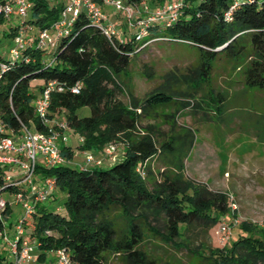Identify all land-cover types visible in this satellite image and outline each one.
Returning a JSON list of instances; mask_svg holds the SVG:
<instances>
[{
    "label": "trees",
    "instance_id": "obj_1",
    "mask_svg": "<svg viewBox=\"0 0 264 264\" xmlns=\"http://www.w3.org/2000/svg\"><path fill=\"white\" fill-rule=\"evenodd\" d=\"M27 1L30 8L21 22L35 32L29 35L33 37L58 19L61 2ZM140 1L126 0L132 5ZM151 1L158 3L155 8L165 2ZM233 3L183 0L168 26L153 24L139 42L127 34L124 40H108L79 13L50 51L31 46L23 48L17 59L0 57V65L5 66L0 71V121L6 130L17 132L23 125L42 131L31 102L44 84L54 82L62 91L50 93V117L61 113L60 120L82 139L79 151L99 156L108 143L122 149V159L105 169L80 172L69 164L37 167V176L52 178L56 193L63 197L52 207L49 204L55 194H51L34 207L24 224L25 236L36 243V262L44 263L47 254L62 250L77 264H109L112 255L125 264H168L145 250L148 245L160 244L174 253L184 251L195 264H264V229L252 234L253 226L241 223L244 234L229 249L206 243L210 229L228 213L227 196L183 175L182 162L191 148L192 135L185 131L175 137L170 132L159 142L153 137V127H146L142 134L138 131L141 118L154 110L176 104L183 97L195 101L201 85L209 83L216 62L227 63L237 72L243 91L264 92V0ZM4 19L7 17L0 13V24ZM18 26L10 27L6 34L11 41ZM160 41L193 48L195 64L184 72L164 73L161 83L143 98L130 95L128 105L124 104L119 97L125 93L132 57ZM142 73L151 78L149 68H143ZM33 80L42 81L36 93L30 92ZM178 84H185V90L177 89ZM74 87L76 93L71 92ZM200 102L217 122L224 123L228 111L224 94H207V101ZM178 104L184 108L188 101ZM196 108L201 107L195 102ZM83 110L88 111L86 116L80 113ZM251 110L250 132L264 144V111ZM59 152L66 161L72 160L71 147L60 145ZM153 158H164L163 166L155 170ZM6 190L12 193L15 188ZM5 210L7 214L9 210ZM0 264H9L2 254Z\"/></svg>",
    "mask_w": 264,
    "mask_h": 264
},
{
    "label": "rangeland",
    "instance_id": "obj_2",
    "mask_svg": "<svg viewBox=\"0 0 264 264\" xmlns=\"http://www.w3.org/2000/svg\"><path fill=\"white\" fill-rule=\"evenodd\" d=\"M60 1V0H57ZM49 4H52L49 1ZM156 1L146 0L150 8ZM110 10V9H109ZM103 12L107 11L103 9ZM70 19V14L67 15ZM21 20L13 15L4 19L0 24V57L9 59L8 50L12 41L6 34L9 28L19 25ZM124 25L120 31H125ZM31 35L33 31L26 29ZM26 34V35H27ZM125 35V32H124ZM54 33L50 38H54ZM129 37V35H128ZM197 55L193 48L171 44L169 42H152L132 57L128 69V79L125 81V93L119 99L128 105V97L131 95L140 100L145 94L153 90L161 83L162 75L168 71L184 72L186 67L193 66ZM149 68L151 78L146 77L142 70ZM41 80H33L30 83V92L36 93V86L41 85ZM185 84H178L177 89L185 90ZM216 93L225 95L228 111L223 115L224 123L217 122L200 99L207 101V94L213 96ZM195 101L188 98H179L176 104L154 110V114L141 118L138 126L140 134L146 127H153V137L159 142L164 140L170 132L176 137L185 131L191 136L192 145L183 160V175L195 183L205 185L209 191L221 192L227 196V204L234 206L232 214L224 215L225 222L231 219L237 221L225 243H221L210 229L206 243L212 248L225 247L229 249L239 236L244 233L239 228L241 223L253 226L252 234H258L264 229V144L258 143L250 132V124L254 119V110L264 111V92L243 91L240 76L231 66L224 62H216L211 70L209 83L201 85L194 96ZM188 101L187 107H179L180 102ZM195 102L201 107L194 109ZM83 116L87 110L80 112ZM61 113L55 115L61 119ZM256 116V115H255ZM249 117V119L247 118ZM74 151L70 166L81 163L84 155L77 149L78 135L68 133L67 142ZM122 155L119 147L115 157ZM111 163H102L100 168H108ZM164 158L151 161V166L157 170L162 167ZM50 206L60 204L62 194H57ZM0 200L8 202L10 214L5 224L11 223L22 214L20 206L13 204L12 195L7 190L0 192ZM29 221V216L26 217ZM9 230V229H8ZM9 233V231H8ZM196 246L197 242H193ZM145 250L158 261L168 264H195V259L184 251L174 253L164 246L148 245ZM7 248L1 241L0 254L10 261ZM35 257V253H34ZM44 263L30 262L29 264H52L53 254H47ZM109 264H125L119 256L112 255Z\"/></svg>",
    "mask_w": 264,
    "mask_h": 264
},
{
    "label": "built area",
    "instance_id": "obj_3",
    "mask_svg": "<svg viewBox=\"0 0 264 264\" xmlns=\"http://www.w3.org/2000/svg\"><path fill=\"white\" fill-rule=\"evenodd\" d=\"M236 1L238 0H233L234 5ZM60 2L61 11L58 19L48 29L38 31L35 36H29L26 33V29L29 28L22 25V22L19 23L12 38V46L8 50L11 59L19 58L20 51L31 46L46 52L50 51L57 39L67 34L68 28L79 13H83L90 25L108 40L112 37L124 40L125 32L134 42H139L153 24L168 26L183 6V0H165L164 4L157 8L148 7L144 0L137 5L129 4L126 0H60ZM29 8L30 4L27 0H0V13L7 18L15 15L22 21L27 16ZM104 8L119 15L126 28L125 31L121 32L110 21L109 14L103 12ZM68 13L69 20L66 16ZM224 17L229 19V13H225ZM52 33L55 35L54 38H50ZM4 70L5 66L0 65V71ZM54 91L60 92L62 88L56 86L54 82H48L31 102L34 116L43 125L42 131L21 125L17 132H12L6 130L0 121V181L2 183L0 192L5 191L8 186H13L15 191L9 194L12 195L13 204L20 206L22 210L21 215L11 223L5 224L10 214V206L8 202L0 200L1 241L8 250L9 264H21L32 260L36 243L25 236L26 217L32 214L36 205L44 203L55 192L54 180L49 177H38L37 167L48 169L71 163L59 152V146L66 144L68 133L71 131L64 121L55 116L50 117L48 111L50 93ZM71 92L76 93L77 87L72 88ZM81 143L82 139L78 137V145ZM118 149L117 144L108 143L103 147L100 156L81 151L84 159L74 167L80 172L101 167L105 159L115 158ZM227 208L232 214L234 206L228 204ZM5 209L9 210L7 214H4ZM237 224L235 219L229 222L222 220L214 227L213 233L221 243H225L231 229ZM52 264L77 263L71 261L62 250H56L53 252Z\"/></svg>",
    "mask_w": 264,
    "mask_h": 264
},
{
    "label": "crops",
    "instance_id": "obj_4",
    "mask_svg": "<svg viewBox=\"0 0 264 264\" xmlns=\"http://www.w3.org/2000/svg\"><path fill=\"white\" fill-rule=\"evenodd\" d=\"M107 11V14H109V17H110V21L118 28V29H120V26L121 25H124L123 24V22L120 20V17H119V15H117L116 13H114V12H112L111 10H109L108 8H104V11ZM35 32H33V34H34ZM66 146H69L67 143H66ZM69 147H71V150H72V153L74 154V151H73V149H72V146H69ZM96 156H98V155H96ZM100 156V155H99ZM122 159V155L121 156H117V157H115L114 158V160L112 161L113 163H112V165L114 164V163H117V162H119L120 160ZM104 163L106 162V163H108V162H110L111 163V160H109V159H105L104 161H103ZM35 261V257H34V255H33V258H32V260L31 261H27V262H23V263H21V264H29L30 262L32 263V262H34ZM7 262H9V261H7Z\"/></svg>",
    "mask_w": 264,
    "mask_h": 264
}]
</instances>
